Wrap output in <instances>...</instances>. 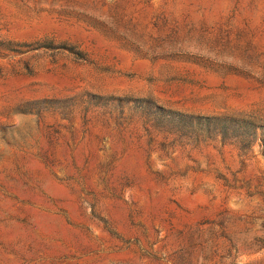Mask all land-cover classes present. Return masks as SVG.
Instances as JSON below:
<instances>
[{
    "label": "rangeland",
    "instance_id": "obj_1",
    "mask_svg": "<svg viewBox=\"0 0 264 264\" xmlns=\"http://www.w3.org/2000/svg\"><path fill=\"white\" fill-rule=\"evenodd\" d=\"M218 116L264 125V0H0V264H264Z\"/></svg>",
    "mask_w": 264,
    "mask_h": 264
},
{
    "label": "trees",
    "instance_id": "obj_2",
    "mask_svg": "<svg viewBox=\"0 0 264 264\" xmlns=\"http://www.w3.org/2000/svg\"><path fill=\"white\" fill-rule=\"evenodd\" d=\"M179 121L184 120L185 116L177 114ZM197 121L205 122L206 126L213 128L217 132V136L223 141L231 139L236 143H242L248 146L256 141L260 142V146L264 153V125L257 124L246 118H236L228 116L218 117H197ZM260 133V134H259Z\"/></svg>",
    "mask_w": 264,
    "mask_h": 264
}]
</instances>
